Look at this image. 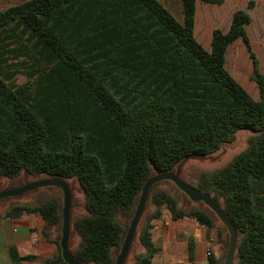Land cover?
Returning <instances> with one entry per match:
<instances>
[{
  "label": "trees",
  "instance_id": "16d2710c",
  "mask_svg": "<svg viewBox=\"0 0 264 264\" xmlns=\"http://www.w3.org/2000/svg\"><path fill=\"white\" fill-rule=\"evenodd\" d=\"M196 1L181 0L180 18L160 0H24L0 10V178L26 172L78 181L86 213L73 220L79 241L70 250L85 264L115 263L149 177L216 152L241 129L253 132L247 147L221 168L200 171L193 186L232 221L235 264H264V73L245 27L251 17L235 10L227 31L213 29L207 50L194 35ZM240 37L257 99L225 66L228 46ZM21 73L32 80L18 84ZM161 181L149 190L156 208L141 224L144 250L134 264L152 263V230L164 206L173 219L207 227L219 220L201 201L180 207L157 188ZM62 205L47 196L17 203L6 216L34 213L46 234L62 227ZM60 238L51 264H67ZM188 246L193 258L194 242ZM227 247L226 238L209 264H223Z\"/></svg>",
  "mask_w": 264,
  "mask_h": 264
},
{
  "label": "crops",
  "instance_id": "0c3cea01",
  "mask_svg": "<svg viewBox=\"0 0 264 264\" xmlns=\"http://www.w3.org/2000/svg\"><path fill=\"white\" fill-rule=\"evenodd\" d=\"M247 1L225 0L221 4H212L197 0L194 26L196 39L204 42L203 45L199 41L207 50H211L212 31L217 27V23H213L215 12L218 13L222 9H227L229 7L225 6L227 3L238 5L231 6V11L228 13L230 21H227V25H223V28H221L223 31L228 30L233 13L239 8L244 9L247 13L261 9V15L259 16L264 20V0H256L258 4L263 6H240V4L247 3ZM201 2L205 3L204 6H200ZM208 4L215 6H209ZM200 8L205 11V19L199 18ZM252 21L253 18L251 17V21L246 23L245 27L253 45V40L256 41L257 38H252V33L248 30V26ZM242 41L243 39L240 37L227 48V52L232 48L230 63L235 75L241 67L240 62L237 61L238 53L235 45ZM258 60L261 71L264 73V61H261L262 54L261 59L258 58ZM258 97L259 94L254 98L257 99ZM44 228L45 220L34 213H28L25 210H14L6 216V211L1 212L0 264H51L49 260L57 255V245L53 240L58 238L60 227L59 225L50 226L46 229V234L43 232ZM152 239L157 247V252L154 254L151 264H209L207 252H212L217 257L222 253L217 232L192 218L173 219L168 217L166 220H157L152 230ZM190 240L194 242L195 246L193 258L189 256L188 243ZM212 243L215 245L212 246ZM131 264H134V260Z\"/></svg>",
  "mask_w": 264,
  "mask_h": 264
},
{
  "label": "rangeland",
  "instance_id": "374dc122",
  "mask_svg": "<svg viewBox=\"0 0 264 264\" xmlns=\"http://www.w3.org/2000/svg\"><path fill=\"white\" fill-rule=\"evenodd\" d=\"M22 1L24 0H0V10L10 7L11 5H14ZM160 1L164 2L167 5V7L177 17L180 18L182 16L181 0H160ZM249 1H253L251 6H263V5L258 4L256 0H248L247 3L246 2L242 3L240 4V6H250ZM204 4L205 3L201 2L200 6H204ZM235 5H238V4H235ZM235 5L233 3H229V4L227 3L225 5V6H229L227 7V9H222L218 13L215 12V19L213 20V23L214 22L217 23L216 28L221 29L223 28L224 24L227 25L226 24L227 21H230L229 20L230 18L228 19V13H230L231 11V6H235ZM209 6H215V5H209ZM260 10L261 9L248 12L250 16L253 18L252 23L248 26V30L250 33H252L251 34L252 38L253 37L257 38L256 41L253 40L252 48L257 58L261 59V54H262L261 61L263 62L264 61V20L261 16H259L261 15ZM199 12H200L199 18L205 19L204 9L200 8ZM201 43H203L204 45V42H201ZM235 46L237 47L236 51L238 53L237 61L240 62L241 69L239 68L236 75L233 73L231 63H230V60H231L230 56H232V48L230 49L229 52H227V55H226L227 60H226L225 66L230 71V73L241 83V85L253 97H256L258 96L259 91H258V87H257L255 80L252 78V59L243 41ZM21 59L23 58L21 57L20 60ZM31 80L32 79H29L28 75L22 74V73L18 74L16 78V82L18 84H23ZM252 133L253 132L249 129H241L236 133V137L234 140L223 143L220 149L217 150L216 152L206 157L187 159L183 161L180 165H178L174 171H177V169H179L180 178L190 185H195L200 171L202 170L212 171V170L221 168L222 166L226 165L236 154L244 150L248 145V139L252 135ZM45 177H46L45 174H40V175L35 176V175L29 174L26 172H23L19 177H16V178H10V177L4 176L0 178V191L22 186L29 182L39 180ZM66 181L70 185L72 189V194H73L72 208H71V235L69 239V248L71 250H74L79 241V236L73 229V220L75 219V217L86 213L85 198H84V192L75 178H69ZM157 188H163V189L168 190L173 196L177 198L178 205L182 208H191L193 206L203 207L204 206L203 204H205V203L201 204L199 202L193 201L188 195L187 196L185 195L186 194L185 192H184L185 194L182 193L183 191L178 186H176V184L171 180H168V181L162 180L161 182L158 183ZM53 195L59 197L61 202L63 203V192L60 187L44 186V187H39V188L30 190V191L24 192L17 196H11V197L0 199V211L4 213L5 211L10 209L11 207H13V205L17 203H36L37 201L42 200L44 197L53 196ZM155 208H156V205L152 201H150V197H149L146 202V206L142 214V218L138 224L136 235L133 239L130 251L128 253V256L124 264H131V262L134 260V255L140 252L141 250H143V246L138 238V232L140 230V227L143 221L146 219V217L151 212L155 210ZM163 214L164 216L161 218L163 220H166L168 217L169 218L171 217L170 212L165 206L163 207ZM120 219L124 223H127V224L130 220V219H125L123 217H120ZM223 225H224L223 222L219 218V220L218 219L215 220L214 226L211 227V229H214L217 232L218 240L221 243L222 253L220 256H222L223 254L224 241L226 240V238L229 243V239H228L229 233H228V230L227 231L224 230ZM220 232L222 233L221 236H220ZM214 245L215 244L212 243V246ZM236 261H237V257L235 254L233 264H235Z\"/></svg>",
  "mask_w": 264,
  "mask_h": 264
},
{
  "label": "water",
  "instance_id": "95a60500",
  "mask_svg": "<svg viewBox=\"0 0 264 264\" xmlns=\"http://www.w3.org/2000/svg\"><path fill=\"white\" fill-rule=\"evenodd\" d=\"M165 179L173 181L176 184V186H178L183 192H185L193 201L196 202L201 201L205 203L209 208H211L217 214V216L226 226L229 233V243L223 264H233L237 241H238V235L232 221L225 213L223 207L220 204H218L209 194L202 192L195 186L190 185L185 181H183L179 176V169H177V171L155 173L145 181L144 185L142 186L138 204L136 206L133 217L130 221L128 230L126 232L124 241L120 247V251L116 257L114 264L125 263L131 248V244L137 232L140 218L144 212L146 202L148 200L149 190L154 183ZM44 186H58L62 189L63 192L60 246L64 261L67 264H85L79 259H77L72 254L69 248V239L71 235V208H72L73 194L70 185L65 179L57 176H50L39 180H35L27 184H24L22 186L0 191V199L11 196H17L24 192Z\"/></svg>",
  "mask_w": 264,
  "mask_h": 264
},
{
  "label": "built area",
  "instance_id": "2783aa9c",
  "mask_svg": "<svg viewBox=\"0 0 264 264\" xmlns=\"http://www.w3.org/2000/svg\"><path fill=\"white\" fill-rule=\"evenodd\" d=\"M210 252H207V254H209Z\"/></svg>",
  "mask_w": 264,
  "mask_h": 264
}]
</instances>
